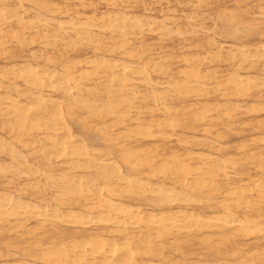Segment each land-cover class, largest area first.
<instances>
[{"label": "bare ground", "instance_id": "obj_1", "mask_svg": "<svg viewBox=\"0 0 264 264\" xmlns=\"http://www.w3.org/2000/svg\"><path fill=\"white\" fill-rule=\"evenodd\" d=\"M0 264H264V0H0Z\"/></svg>", "mask_w": 264, "mask_h": 264}]
</instances>
